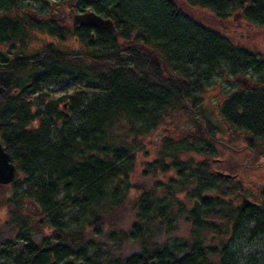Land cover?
<instances>
[{"label": "trees", "instance_id": "obj_1", "mask_svg": "<svg viewBox=\"0 0 264 264\" xmlns=\"http://www.w3.org/2000/svg\"><path fill=\"white\" fill-rule=\"evenodd\" d=\"M1 1L11 3L13 0ZM77 1L83 4L86 1L88 8L111 19L114 30H98V34L105 36L99 39L86 37L89 47H98L85 54L83 60L89 63L82 71L85 76L82 85L87 92H79L81 94L72 101L69 117L62 115L65 122L55 133L19 130L17 125L11 127L15 116L9 113L2 142L18 173L25 176L26 197H33L34 208L44 214L45 222L35 227V234L44 236L43 244L37 245L26 217L20 216V219L19 213L16 214L15 241L0 245L2 264H98L91 261L86 249L77 248V245H82L89 229L100 234L105 225L113 223L112 215L100 209L99 203L109 198V194L116 198L118 189L112 185L109 193L107 188L115 177L121 176L126 181L132 168V156L125 148L100 146L104 133L121 118L130 123L142 122L141 128L147 132L158 122H163V117L172 110H187L183 99L190 101L196 90L204 91L221 74L228 73L233 77L246 73L259 61L253 51L242 45L240 37H229L227 31L240 29L231 16V11L236 9L240 11L241 20L249 23L255 33L264 31V0L247 3L243 0L235 3L232 0ZM192 12H198V15ZM8 25L14 30L11 22ZM115 34L122 41L133 40L150 46L153 49L150 59L143 50L129 46L127 54L134 53L136 58L121 55L114 65L108 63L122 51ZM149 60L152 64L162 61L174 76L157 73V82L150 84L146 70ZM159 78H174V81L161 85ZM258 96L264 97V93ZM250 100L254 102H246L241 94L236 95L230 101L231 110H243L248 122H256L259 118L254 114L258 110L264 111V107L259 108L257 100ZM9 131V138H6ZM192 152L186 144H168L158 151L156 160L149 167L169 176L165 183L157 185L166 196L160 199L150 188H143L138 193L137 224L133 225L131 235L133 239L141 240V250L111 264H212L207 261V254L214 250L204 247L199 237H195L189 247L182 245L178 249L153 246L148 251L147 246L149 235L145 225L151 216L168 224L165 214L172 211L170 205L176 194L183 193L192 199L212 187L213 182L202 168L200 171L193 168L196 162L192 157L188 158L191 162L186 161L185 155ZM16 178L11 183L13 187H17L21 179ZM178 208L179 213L187 214L194 230L203 228L204 222L198 219L199 211L186 212L181 202ZM45 224L51 229L48 233L42 231ZM259 235L263 236L264 231ZM218 253V264H236V256L230 250L222 249ZM245 263L264 264V259L257 261L252 256Z\"/></svg>", "mask_w": 264, "mask_h": 264}, {"label": "flooded vegetation", "instance_id": "obj_2", "mask_svg": "<svg viewBox=\"0 0 264 264\" xmlns=\"http://www.w3.org/2000/svg\"><path fill=\"white\" fill-rule=\"evenodd\" d=\"M24 1L13 0L10 1L11 3H7L0 0V16H4L5 19L4 22L0 23V142L5 151L7 150L1 140V134L6 131L9 113L14 115V112H12L14 109L8 110V98L23 102L25 104L23 108L26 109L27 102L25 100H27V97L38 94L39 90L53 82L58 83L60 87L58 89L62 91L69 86L71 80H73V84H84L85 76L82 75V71L86 69L89 63L83 60L86 55L98 48L89 47L86 37L90 35L91 39H99L105 36L104 34H98V30H108L75 23V17L86 11L90 10L97 14L93 9L88 8L86 1L83 4L77 0H33L37 4L25 5ZM248 1L243 2L247 3ZM10 12L12 14L9 15ZM237 13L240 15V11ZM102 18L107 19L106 17ZM8 22H11V25L13 24L14 30L8 28ZM42 23L48 24L46 27L49 29L41 30L39 25L41 26ZM246 24L249 25V23ZM237 25L240 27L241 23L238 22ZM23 27H29L32 32L44 31L46 37L52 36L57 39H65L67 36H72L74 42L79 44L80 51L83 50V52L76 54L61 48L55 50L52 47L55 44H48L39 53L34 52L33 55L28 57L29 67L36 72H33V75L29 77L25 84L19 86L17 84L19 81L13 83L12 77L13 73L18 72L25 63L23 60L25 59L23 51V36L25 33L21 30ZM240 34H243V32L241 31ZM115 37L122 51L120 50L113 60L107 61L112 65L121 55L132 58L137 57L134 53L127 54L126 50L129 46H135L146 52V58L148 59L153 54V49L150 46L145 47L133 40L122 41L118 35ZM20 39L21 43L15 42V40ZM17 43H19L20 48L19 46L16 48ZM252 53L257 55L259 61L255 63L254 67L250 68V71L233 77L228 76V73L221 74L220 78L218 77V79L208 84L207 87L213 85L212 94L214 93V97L218 98L214 101L213 106L208 105V107H205L203 105V97L201 96L203 91L196 90L195 94L190 97V101L183 99L188 111L196 118V125L191 129L192 133L186 132L183 135L182 132L176 133L168 130L167 127H163V135L158 143V150L163 149L168 144L170 146L173 144H186V147L193 150V152H198L195 153L198 158L196 160L192 159L196 162L193 164V168L199 171L202 168L213 184L212 187L192 198L190 211H199L198 219L204 222L203 228L199 231L203 230L209 233L211 239L225 236L227 231H231L230 228L232 227L234 235L239 234L242 236L244 234L243 236H248L251 241L256 240L258 243H264V235H259L261 231H264V111L260 112L258 110L254 114L259 120L248 122L243 110L233 112L230 103L231 99L241 94L242 99L246 102H254L250 100L254 99L257 100L255 102H257L259 108L264 107V101L261 103L264 97L258 96L260 93H264V60L259 52ZM147 65L146 70L149 73L150 84L157 82V73L164 72V76H174L168 70L167 65L160 60L155 64H152L149 60ZM260 65L262 67L257 68ZM65 68L73 74L71 80L67 75L69 73L66 74ZM75 73L78 74L75 75ZM151 76H154V78ZM173 81L174 78L170 80L158 79L161 85L171 84ZM55 91L57 90L51 92ZM68 95L72 94L68 93ZM72 96V99L70 96L69 98L63 97L64 101L57 108V111L63 116L69 117L70 115L71 100L75 101V98H77L74 94ZM37 98V96H33L32 99ZM66 102H68L67 105L63 106ZM32 110L29 117L32 114L33 117L36 116L35 120L39 116L45 119L47 114L45 111H39L35 107ZM33 127L37 128L36 122L33 123ZM26 128L31 130L28 129V125H26ZM192 160L187 159L186 161L191 162ZM10 161L15 165L11 160V156ZM16 172L17 170L15 171V177ZM225 175H229V177ZM9 184H0V186ZM184 197L186 198L185 194Z\"/></svg>", "mask_w": 264, "mask_h": 264}, {"label": "rangeland", "instance_id": "obj_3", "mask_svg": "<svg viewBox=\"0 0 264 264\" xmlns=\"http://www.w3.org/2000/svg\"><path fill=\"white\" fill-rule=\"evenodd\" d=\"M232 1L233 3L236 2V0ZM31 3L37 4V2L33 0L24 1V5ZM192 13L196 16L198 15V12ZM10 14H12V12H10L9 15ZM231 16H236L235 23L237 24L240 22L241 28L239 27L240 29L237 31L234 29L227 31L229 37H240L242 45L247 50L259 52L262 54L264 60V31L261 30L260 32L255 33L251 25H248L241 20V16L238 15L237 9L231 11ZM4 21V16H0V23ZM46 26H48L46 23H42L41 26L39 25L41 30H48L49 28ZM228 26L230 25L228 24ZM21 30L25 33L23 36V51L25 56V59L23 60L25 63L18 72L15 71V73H13L12 77V82L19 81V83H17L19 86L25 84L29 77L33 75V72H36L29 67L27 62L29 59L28 57L33 55L34 52L39 53L48 44H55L52 45L55 50H60L59 48H61L62 50L76 54L83 52V50L80 51L79 44L74 42L72 36H67L65 39H57L52 36L46 37L44 31L32 32V29L29 27H23ZM241 31L243 34H240ZM236 32H238V34H235ZM20 41L21 39L18 41L15 40V42L21 43ZM19 43L15 45L16 48L19 46ZM65 72L66 74L69 73L67 75L71 80V76L73 75L71 71L65 68ZM76 74L78 73H75V75ZM71 81L73 82V80ZM72 82L63 91L58 89L60 88L59 84L55 82L45 86L38 91V94L27 97V100H25L27 102L26 109L23 108L25 105L23 102L8 98V110L10 111L11 109H14L13 114L15 116V118L11 120V123L13 124L11 127L17 125V129L25 130L27 129L26 125H28V129H38L40 133L44 130L47 132L51 131L52 134L55 133L59 129L58 126L63 125L65 122L62 114L57 111V108L64 101L63 97L69 98L70 96L72 99L73 94L78 96L79 92H87V88H84L81 83L73 84ZM212 88L213 85L207 87L201 93V96L203 97V105L205 107H208V105L213 106L214 101L218 99L214 97V93L212 94ZM52 90H57L58 92H51ZM68 93L72 95H68ZM210 94L212 95L209 96ZM33 96H37L38 98L32 99ZM33 107L39 111H45L47 113L45 119L39 116L35 120L34 118L36 116L34 115L33 117L32 114L29 117V113L33 111ZM194 121H196V118L188 111V109H174L171 113L169 112L163 117V122H158L159 124L161 123L159 126L156 125L153 129H149L147 132L143 131L141 128L143 125L142 122L133 121L131 124L126 119L121 118V120L115 123L110 131L104 133V138L100 146L104 147V145H108L111 147L125 148L132 156V168L128 173V179L126 181L121 176L120 179L115 177L107 188L109 193L112 192L111 188L113 186L118 189L116 198L113 199L111 197L112 195L109 194V198L107 197L99 203L100 209L105 210L106 214L112 215L113 223L111 222L112 224L105 225L100 234L90 232V229H87L88 234L84 238L82 245H77V248L86 249V253L92 262L98 264H111L116 261V259H124L134 253L140 252L142 247L141 240L133 239L131 235L134 230L133 225L135 223L137 224L136 202L139 195L138 193L143 188H150L151 191L157 194L158 198L162 199L166 196V192L159 190L157 185L159 182L165 183L169 176L166 177L160 172H154L151 167H149V165L154 163L157 157L156 154L160 151L158 150V143L160 137L163 135L162 128L167 127L168 130L175 131L176 133L182 132V134L185 135L186 132L192 133L191 129L196 125V122ZM34 122H36L37 128L33 127ZM9 134L10 131L6 138H9ZM1 135H4L3 132ZM195 153L196 152H192L185 155V159L192 157L193 160H196L198 155ZM16 177H21V179L18 180V186H15L17 188L16 190L11 183L6 186H0V245L5 241H15L18 229V218L16 214L18 213L19 217H26L29 230H31V233L33 234V241L37 245H41L43 244L44 236L42 234L39 235L38 233L35 234V227H37L38 223L45 222V216L44 214H40V211L34 208L33 197H26L27 195L24 190L27 185L23 182L26 180L25 176L17 171ZM192 201L193 199L185 198L183 193L179 195L176 194L170 205L172 211L165 212L168 224H162L154 219V217H150L151 219H149V222L145 225V228L147 226L146 232H148L149 235V240L147 241L148 251H151L153 246L160 248L163 246H170L175 247V249H178L182 245L189 247L194 238L199 237L204 247L214 250V252L207 254V261L212 264H218L220 260L218 251L222 249H228L234 256H236V264H246L245 260L249 257L252 258V256L255 257L257 261L264 259V243H258L256 240L251 241L248 236H246L247 238L244 237V234H242V236L239 234L234 235L232 227L230 228L231 231L226 232L225 236H219L218 238L213 239H211L209 233H206L203 230H194L189 218L186 216L187 214H181L178 211V204L181 202L183 203L186 212H188L191 209ZM42 231L48 233L51 229L47 228L45 224V228L43 227ZM85 232H87L86 228ZM19 246L20 245L17 247ZM238 258L240 259L237 262Z\"/></svg>", "mask_w": 264, "mask_h": 264}, {"label": "water", "instance_id": "obj_4", "mask_svg": "<svg viewBox=\"0 0 264 264\" xmlns=\"http://www.w3.org/2000/svg\"><path fill=\"white\" fill-rule=\"evenodd\" d=\"M247 1V0H243ZM76 24H84L89 26H94L98 28H106L108 30H113L114 25L111 19H105L95 14L93 11H86L81 15L75 17ZM245 82V81H243ZM68 102L64 103L66 106ZM15 165L10 161V155L5 151L0 142V184H9L15 178ZM229 177V175H225Z\"/></svg>", "mask_w": 264, "mask_h": 264}]
</instances>
